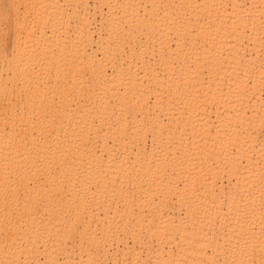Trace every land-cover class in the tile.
<instances>
[{
    "label": "bare ground",
    "instance_id": "1",
    "mask_svg": "<svg viewBox=\"0 0 264 264\" xmlns=\"http://www.w3.org/2000/svg\"><path fill=\"white\" fill-rule=\"evenodd\" d=\"M0 264H264V0H0Z\"/></svg>",
    "mask_w": 264,
    "mask_h": 264
}]
</instances>
